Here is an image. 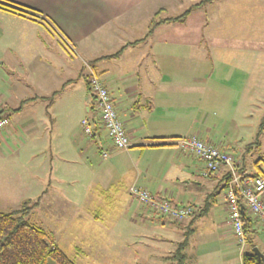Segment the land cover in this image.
<instances>
[{"label": "crops", "instance_id": "1", "mask_svg": "<svg viewBox=\"0 0 264 264\" xmlns=\"http://www.w3.org/2000/svg\"><path fill=\"white\" fill-rule=\"evenodd\" d=\"M10 1L39 11L46 28L33 20L0 10V68L14 75L15 83L11 84L8 79L2 82L8 89L17 85L26 92L25 96H16L17 105L11 106L8 96L0 91V113L9 119L8 125L0 131V157L15 166L23 157L37 164L39 173L36 172L34 180L39 186L46 181L53 182L54 154L61 163H69L60 146L53 149L51 144L53 125L59 137L65 130L59 127L56 112L71 120L80 113L77 124L89 120L94 144L105 160L102 162L103 180L99 185H107L100 186L101 193L110 190L113 177L117 176L127 186L129 194L136 186L155 197L168 198L174 205H189L199 210L206 198L223 186L226 170L204 177V164L176 145L179 138L191 135L232 155L243 173L257 170V164L249 168L243 161L240 163L236 155L240 148L226 146L209 127L214 117L233 118L235 114L238 118H248L254 102L253 97L245 98L243 85L236 90V85L223 80L231 75L229 71L224 75V68L213 64L210 51L190 45L194 38L191 29L196 24L193 15L212 3L195 9L183 23L166 22L155 26L147 36L155 16L157 20L178 17L182 13L165 17L168 10L165 8L184 5L191 0ZM205 23L203 16L200 19L202 30L208 26ZM125 46L119 56L105 58ZM100 58L103 59L97 60ZM238 67L232 77L247 80V70ZM90 72L99 77L114 101L131 143L127 150H116L107 136L95 97L87 84ZM59 90H62L60 94L49 103L47 98ZM87 95L91 97L90 104ZM34 98L20 111H10L18 108L22 101ZM63 102V106L59 105ZM90 107H94L93 118L86 116L91 112ZM213 108L217 110L212 111ZM90 149L94 155L95 150ZM103 152L108 153L106 158ZM39 186H33L34 197L45 191L44 198L48 196L49 191ZM219 199L225 207L227 233L238 240L229 223L225 190L218 194L214 204ZM214 204L195 226L213 213ZM146 209L142 214L146 219L150 213L159 215L149 206ZM95 218H100L98 213ZM255 228L257 247H261L264 254V242L260 237L264 228L258 223ZM188 251L189 246L186 255L191 264ZM173 252L168 264L173 263ZM196 259L195 264H236V250L233 244L226 249L201 246L196 248Z\"/></svg>", "mask_w": 264, "mask_h": 264}, {"label": "rangeland", "instance_id": "2", "mask_svg": "<svg viewBox=\"0 0 264 264\" xmlns=\"http://www.w3.org/2000/svg\"><path fill=\"white\" fill-rule=\"evenodd\" d=\"M199 1L166 7L168 10L164 16L180 15ZM193 16L196 24L191 29L194 38L190 45L210 51L213 64L224 68V75L226 71L231 75L230 78L223 77V80L236 85V90L243 85L245 98L254 99L248 118H238L235 114L233 118L214 117L209 127L226 146L240 148L236 151L240 163L243 161L249 168L258 164L264 170V134L257 138L258 125L264 115V0H217ZM203 16L208 26L202 30L204 23L200 24V19ZM235 66L247 70V80L240 76L232 77ZM7 79L11 84L15 83L14 75L0 68V91L8 96L9 105L15 106L16 96H25L26 92L17 85L8 89L2 82ZM87 96L90 104L91 97ZM70 102L67 101L68 104ZM219 102L223 104V101ZM60 104L63 106L64 102ZM60 114L63 113L56 112L55 116L59 127H65V130L59 137L53 125L51 144L53 149L60 146L69 163H61L54 154L53 182L46 181L41 187L34 180L39 173L37 164H31L23 157L15 166L0 157V212L17 210L23 201L36 199L38 196L34 197L32 189L38 185L49 191V195L26 220L45 229L76 264H168L176 243L184 239L185 227L156 214L150 213L146 219L142 215L147 211L146 206L129 194L127 186L117 176L113 177L110 190L101 193L100 186L107 185H99L103 180L101 175L105 168L102 162L105 160L81 122L77 124L80 113L73 120ZM88 115L93 118L94 110L87 112ZM90 148L95 150L94 155ZM220 199L215 202L213 213L194 226L188 251L191 264L197 262L196 248L216 246L226 249L230 244L236 250V264H242L243 253L248 246L227 233L225 207ZM97 213L99 219L95 218ZM185 222L187 225L189 220ZM260 237L264 242V232ZM49 264L57 263L50 259Z\"/></svg>", "mask_w": 264, "mask_h": 264}, {"label": "built area", "instance_id": "3", "mask_svg": "<svg viewBox=\"0 0 264 264\" xmlns=\"http://www.w3.org/2000/svg\"><path fill=\"white\" fill-rule=\"evenodd\" d=\"M87 82L95 94L100 120L113 147L117 150L129 149L131 146L129 137L108 89L95 73H89ZM8 123L9 119L0 115V131ZM82 124L85 133L89 137H93L94 131L89 120H84ZM176 143L179 148L194 155L204 164L202 173L204 177L208 178L212 173L221 169H225L230 174L231 179L225 189V198L229 210V223L241 244L246 241L243 218L245 212L264 228V177H251L247 173L239 172L236 160L232 155L203 141L196 135L181 137ZM102 155L106 158L108 153L103 152ZM130 194L160 216L171 221L184 222L195 212L193 206L174 205L168 198L155 197L147 190L136 186L130 189Z\"/></svg>", "mask_w": 264, "mask_h": 264}, {"label": "trees", "instance_id": "4", "mask_svg": "<svg viewBox=\"0 0 264 264\" xmlns=\"http://www.w3.org/2000/svg\"><path fill=\"white\" fill-rule=\"evenodd\" d=\"M214 1L216 0H201L198 3L188 7L180 16L175 18L157 20L155 16L151 22L147 36L152 32L155 26L161 23L185 22L188 16L195 9L204 7L213 3ZM0 10L19 17L33 20L43 24L44 27L46 26L45 22L42 20V17H40V12L31 7L24 6L10 0H0ZM138 42L139 41L134 42L131 45H135ZM127 46L122 48L116 54L107 56L105 58H114L119 56ZM101 59L103 58L97 60ZM87 84L90 91L92 92L88 82ZM61 91L62 90L56 91L49 98H47L49 103H51ZM93 97H95L94 93ZM35 99L36 98L24 100L21 102L18 108L11 109L10 111L18 112L23 108L24 104ZM90 109L94 110V107H90ZM262 134H264V115L260 119V123L258 125L257 138H259ZM239 172L242 173L244 170L239 169ZM248 175L251 177H264V170L257 164V170L255 173ZM224 177L225 179L224 184H222L223 186L220 187L219 191L206 198L205 205L194 212L193 216L189 218L187 225L184 224L185 221L181 223L172 221L173 223L178 224L180 227H185L186 229L183 241L176 245V248L173 252L172 264H188L186 249L189 246L190 239L194 234L195 223L202 217L208 215L214 204L215 198L222 190H225L228 187L229 181L231 179L230 174L226 172ZM45 194L46 191L36 199H28L27 201H23L21 207L17 210L10 212H0V264H49L50 259L55 261L57 264H76L71 259H69L55 244L54 239L45 229L26 220V217L31 213V211L41 204ZM243 218L245 223L244 229L246 245L248 246L247 251H245L243 254V264H264L259 262L258 257L252 250L254 247L258 246L255 239V235L258 233L255 228V226H257V222L251 216H248L246 212L244 213Z\"/></svg>", "mask_w": 264, "mask_h": 264}, {"label": "water", "instance_id": "5", "mask_svg": "<svg viewBox=\"0 0 264 264\" xmlns=\"http://www.w3.org/2000/svg\"><path fill=\"white\" fill-rule=\"evenodd\" d=\"M243 213V209H242ZM254 254L258 257V260L260 263H264V254L259 250V248L256 246L253 249Z\"/></svg>", "mask_w": 264, "mask_h": 264}]
</instances>
